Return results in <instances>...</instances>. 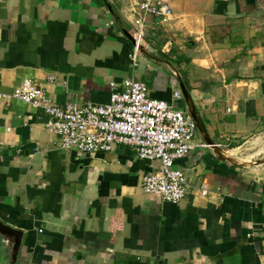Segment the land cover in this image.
<instances>
[{"label":"crops","instance_id":"obj_1","mask_svg":"<svg viewBox=\"0 0 264 264\" xmlns=\"http://www.w3.org/2000/svg\"><path fill=\"white\" fill-rule=\"evenodd\" d=\"M170 2L134 65L129 0H0L4 93L32 79L59 104H102L112 82L141 79L171 101L184 83L190 102L175 104L202 125L177 162L189 193L171 203L142 188L158 161L126 145L62 150L43 109L0 101V219L23 232L16 264H264V0Z\"/></svg>","mask_w":264,"mask_h":264},{"label":"built area","instance_id":"obj_2","mask_svg":"<svg viewBox=\"0 0 264 264\" xmlns=\"http://www.w3.org/2000/svg\"><path fill=\"white\" fill-rule=\"evenodd\" d=\"M129 4L136 26L131 57L138 65L148 17H157L162 25H168L174 9L170 0H129ZM111 86L108 103L59 104L41 85L24 79L11 93H4L0 85V101L8 104L17 99L43 109L48 115L46 125L62 150L97 154L126 145L133 147L140 159L158 161L159 166L143 177L144 192L158 195L165 202L180 203L191 186L177 162L191 154L198 132L191 112L175 104L184 99L183 92L175 89L169 101L151 96L148 84L142 80L126 79L121 85L112 82ZM196 192L206 196L209 190L203 184Z\"/></svg>","mask_w":264,"mask_h":264},{"label":"water","instance_id":"obj_3","mask_svg":"<svg viewBox=\"0 0 264 264\" xmlns=\"http://www.w3.org/2000/svg\"><path fill=\"white\" fill-rule=\"evenodd\" d=\"M126 34L129 37V39L132 41V43L135 45L136 44L135 37L132 34H130L129 32H126ZM181 89L183 91L185 99L188 102H190V94H189V91H188V89L184 83H181ZM190 112L194 116V118L196 119V121L198 123V128L201 129V126H202L201 120L197 116V113L195 112V110L193 108L191 109ZM207 144L208 145L211 144L213 147H216V143H214L213 141L208 140ZM22 236H23V232L21 230H18V229L11 227L10 225L6 224L5 222H3L0 219V249H1L2 245H7V244L11 243L10 248H9L10 249L11 263H9V264H16L17 263V259H18L20 249L22 246Z\"/></svg>","mask_w":264,"mask_h":264},{"label":"rangeland","instance_id":"obj_4","mask_svg":"<svg viewBox=\"0 0 264 264\" xmlns=\"http://www.w3.org/2000/svg\"><path fill=\"white\" fill-rule=\"evenodd\" d=\"M115 4L117 5V3H115ZM150 17H152V16H149L148 18H150ZM131 25H132L131 32H135V30H136L135 24L132 23ZM151 26H152V24H150V27H147V23H146V29H145V35H144V41H143V46L144 47H148V48H151L150 45H154L155 41L157 40L156 35H154V34H156V32L155 31H151L152 30ZM146 44H148V45H146ZM141 59L142 58L139 57L140 61H141ZM138 80H141V79H138ZM146 81L148 82L149 79H146Z\"/></svg>","mask_w":264,"mask_h":264}]
</instances>
